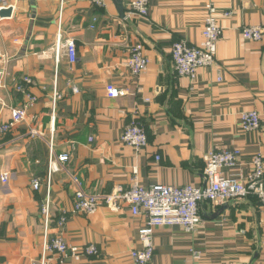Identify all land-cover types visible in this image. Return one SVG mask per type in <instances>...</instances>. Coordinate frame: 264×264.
<instances>
[{"label": "crops", "instance_id": "crops-1", "mask_svg": "<svg viewBox=\"0 0 264 264\" xmlns=\"http://www.w3.org/2000/svg\"><path fill=\"white\" fill-rule=\"evenodd\" d=\"M129 1L103 0L95 7L89 0H19L10 16L0 18V124L22 104L13 84L23 76L31 77L29 92L37 97L22 122L0 132V174H10L6 184L0 181V264L40 262L46 195L50 236L98 250L79 261L49 252L47 264H134L129 253L140 248L144 216H133L122 200L116 210L102 204L93 215L74 214L77 189L94 195L126 191L135 176L145 187L199 186L210 151L238 149L236 171L244 173L255 153L264 156V39L241 36L245 26L264 31V0H213L219 14L229 15L218 20L222 36L214 63L199 68L193 82L176 75L170 47L175 41L201 43L205 0H147L146 17L130 10ZM70 38L74 63L62 47ZM136 43L148 65L133 76L125 62ZM109 84L125 95L108 97ZM53 93L59 95L54 105ZM248 111L259 114L256 131L240 127ZM132 118L147 136L138 151L120 141ZM71 144V157L47 185L51 150L57 156ZM33 179L41 183L37 190ZM199 213L202 221L193 232L155 229L149 264H264V209L255 196L224 205L205 202ZM61 215L66 221L60 227Z\"/></svg>", "mask_w": 264, "mask_h": 264}, {"label": "built area", "instance_id": "built-area-1", "mask_svg": "<svg viewBox=\"0 0 264 264\" xmlns=\"http://www.w3.org/2000/svg\"><path fill=\"white\" fill-rule=\"evenodd\" d=\"M18 1L0 0V10L8 8L12 10ZM89 1L95 7L103 6V0ZM128 7L140 17L148 15L147 0H131ZM205 9L201 43L190 46L184 41H175L170 47L171 62L176 75L187 77L191 82L195 80L199 68L209 67L214 63L217 42L222 36V28L218 20L222 16L229 15V12L219 14L213 0H205ZM241 36L245 40L261 41L264 39V31L261 26H245L241 29ZM62 47L65 50L67 61L74 63L76 59L74 40L66 39ZM59 48L60 42L56 46L57 50ZM125 65L133 76H138L146 70L148 59L144 54L142 44L136 43L129 48V56ZM2 76L3 73L0 71V88L4 86ZM218 80L220 79L218 78ZM31 85L32 79L29 76H23L20 81L13 84L15 92L23 96V101L20 106L10 109V120L8 123L0 124V132H5L11 126L22 122L26 118L28 109L36 104L37 97L29 92ZM106 93L110 98H118L125 95V90L109 84L106 86ZM58 96L53 93L52 105ZM240 127L244 131L258 130L260 128L259 114L256 111L242 113ZM31 135L39 136V133L31 131ZM120 141L136 151L147 145L145 128L139 120L132 118L124 126ZM73 150V144L70 145L68 151L57 156L53 155L51 150L46 175L47 185L51 174L57 171L62 163L69 160ZM239 156L240 151L236 148H223L206 153L203 156L202 185L199 186L194 184L182 186L154 184L145 187L135 176L126 191L116 189L110 194L94 195L86 193L80 188L75 191L71 212L93 215L102 204L116 210L121 200L126 202L133 216H144V223L140 225L137 233V242L140 248H133L129 257L134 264H149L154 252L153 234L155 229L162 226H178L185 232H193L202 221L199 213L202 203L224 205L229 201L255 196L261 208L264 209V156L260 152L255 153L250 160V169L247 173L236 171ZM233 171L236 172L232 173ZM9 178L8 172L0 174V181L3 184H6ZM40 186L41 183L38 179L31 181V187L34 190L39 189ZM40 214L43 244L42 257L37 264H47V253L49 252L57 253L60 257H70L75 261L81 260L84 256L98 255V250L93 244L79 247L67 244L61 235L50 236V199L48 195L40 206ZM65 221L66 217L61 215L58 218V226H63ZM262 248L264 249V237L262 238Z\"/></svg>", "mask_w": 264, "mask_h": 264}, {"label": "water", "instance_id": "water-1", "mask_svg": "<svg viewBox=\"0 0 264 264\" xmlns=\"http://www.w3.org/2000/svg\"><path fill=\"white\" fill-rule=\"evenodd\" d=\"M11 11L12 10L10 8H8V9H1L0 10V17L10 16Z\"/></svg>", "mask_w": 264, "mask_h": 264}]
</instances>
